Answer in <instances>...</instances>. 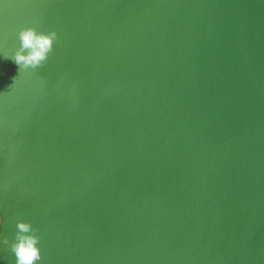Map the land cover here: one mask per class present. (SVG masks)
Returning a JSON list of instances; mask_svg holds the SVG:
<instances>
[{
    "label": "water",
    "instance_id": "95a60500",
    "mask_svg": "<svg viewBox=\"0 0 264 264\" xmlns=\"http://www.w3.org/2000/svg\"><path fill=\"white\" fill-rule=\"evenodd\" d=\"M0 236L40 264H264V0H0ZM0 264H15L0 245Z\"/></svg>",
    "mask_w": 264,
    "mask_h": 264
},
{
    "label": "clouds",
    "instance_id": "9594fccd",
    "mask_svg": "<svg viewBox=\"0 0 264 264\" xmlns=\"http://www.w3.org/2000/svg\"><path fill=\"white\" fill-rule=\"evenodd\" d=\"M18 47L11 55L0 52V59L11 60L20 71L43 67L57 40L55 31H38L35 27L21 28L16 33ZM4 223L0 218V225ZM15 231L11 238L0 236V245H6L15 264H40L42 259L40 237L33 224L25 219L15 218Z\"/></svg>",
    "mask_w": 264,
    "mask_h": 264
}]
</instances>
